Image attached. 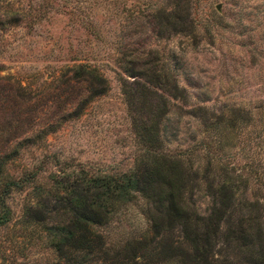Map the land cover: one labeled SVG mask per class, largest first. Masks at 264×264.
Returning a JSON list of instances; mask_svg holds the SVG:
<instances>
[{"label": "rangeland", "instance_id": "1", "mask_svg": "<svg viewBox=\"0 0 264 264\" xmlns=\"http://www.w3.org/2000/svg\"><path fill=\"white\" fill-rule=\"evenodd\" d=\"M6 1L0 8V264L55 262L41 226L22 217L33 201L30 188L47 185L51 171L133 168L141 150L120 90L123 77L132 79L123 68L154 65L176 83L164 125L167 149L202 148L195 161L208 156L213 169L248 177L247 197L264 199V0H196L185 32L160 31L153 0L0 3ZM9 9L17 18L3 22ZM77 63L102 74L106 90L87 98L84 82L56 78ZM17 85L21 94L13 91ZM195 198L205 205V196ZM141 206L136 197L94 226L109 250L148 234ZM165 233L164 241L177 234Z\"/></svg>", "mask_w": 264, "mask_h": 264}, {"label": "trees", "instance_id": "2", "mask_svg": "<svg viewBox=\"0 0 264 264\" xmlns=\"http://www.w3.org/2000/svg\"><path fill=\"white\" fill-rule=\"evenodd\" d=\"M195 1L153 0L150 8L159 30H190ZM7 12L11 17L3 22L17 18L16 10ZM123 70L132 77L121 79L120 90L141 152L130 171L87 175L59 167L51 171L47 185H32L33 201L23 206L22 217L41 226L56 252L50 264H156L168 258L173 264H264V199L247 197L248 177L213 169L208 156L202 164L195 161L202 148L167 149L164 125L177 96L176 83H168L170 75L154 65ZM56 78L84 82L87 98L107 87L105 77L83 63L65 66ZM21 87L13 91L21 94ZM200 195L206 197L202 207L195 198ZM136 197L142 201L148 234L111 251L94 226ZM173 230L177 234L164 241L163 233Z\"/></svg>", "mask_w": 264, "mask_h": 264}, {"label": "water", "instance_id": "3", "mask_svg": "<svg viewBox=\"0 0 264 264\" xmlns=\"http://www.w3.org/2000/svg\"><path fill=\"white\" fill-rule=\"evenodd\" d=\"M218 7V6H217Z\"/></svg>", "mask_w": 264, "mask_h": 264}]
</instances>
